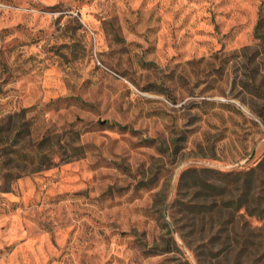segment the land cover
Listing matches in <instances>:
<instances>
[{
  "label": "rangeland",
  "instance_id": "obj_1",
  "mask_svg": "<svg viewBox=\"0 0 264 264\" xmlns=\"http://www.w3.org/2000/svg\"><path fill=\"white\" fill-rule=\"evenodd\" d=\"M8 117L83 152L0 191V264H264V217L204 213L212 253L171 224L183 170L264 159V0H0ZM259 172L227 197L264 207Z\"/></svg>",
  "mask_w": 264,
  "mask_h": 264
},
{
  "label": "trees",
  "instance_id": "obj_2",
  "mask_svg": "<svg viewBox=\"0 0 264 264\" xmlns=\"http://www.w3.org/2000/svg\"><path fill=\"white\" fill-rule=\"evenodd\" d=\"M21 113L17 114L19 120ZM8 120L7 123L0 120V191H9L11 183L23 175L37 173L60 162L79 158L83 152L81 146L70 144L67 148L68 152L60 153L59 148L62 146L58 141H53L55 135L51 134L35 140L24 139V136L19 138L23 130L22 124L14 123L10 126L11 117H8ZM262 168H264V159L246 171L220 172L215 169L196 167L183 170L175 194V204L177 210L182 212L183 218H174L171 224L181 236L187 249L192 251L194 247L204 246L209 253H212L214 245L220 239L213 232L209 231L206 235L201 232L204 225L199 217H205L204 213L211 218L209 229L222 224L224 222L221 218L222 211L227 208L233 211V206L234 210L243 208L247 215L264 217V207H261L259 199L254 200L253 205H243L237 203L240 195L233 198L225 194L226 189L230 188L232 183L237 184L242 191L248 188L255 179L261 181L259 171ZM215 174H220V178L215 177L220 179V183L214 181ZM241 176L243 178L239 179ZM212 217H217V221H214ZM168 232L171 233L172 228L168 229ZM227 240L228 238L220 243H226ZM241 241V244L245 245L247 239L242 238ZM230 253L229 251L224 252L225 255ZM256 254L249 257V264H258L261 257L258 253Z\"/></svg>",
  "mask_w": 264,
  "mask_h": 264
},
{
  "label": "water",
  "instance_id": "obj_3",
  "mask_svg": "<svg viewBox=\"0 0 264 264\" xmlns=\"http://www.w3.org/2000/svg\"><path fill=\"white\" fill-rule=\"evenodd\" d=\"M251 156H252V154L249 156V158L248 159H250L251 158ZM170 226H171V224H170ZM172 228V227H171ZM172 231L174 232V229L172 228Z\"/></svg>",
  "mask_w": 264,
  "mask_h": 264
}]
</instances>
